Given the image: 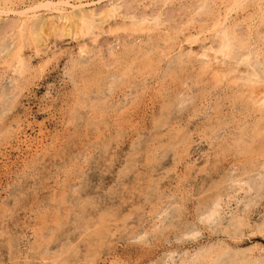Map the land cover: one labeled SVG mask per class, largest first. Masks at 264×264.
I'll list each match as a JSON object with an SVG mask.
<instances>
[{"label":"rangeland","instance_id":"obj_1","mask_svg":"<svg viewBox=\"0 0 264 264\" xmlns=\"http://www.w3.org/2000/svg\"><path fill=\"white\" fill-rule=\"evenodd\" d=\"M114 1L119 21L136 25L146 18L155 29H132L128 22L123 29L112 18L83 37L85 56L71 37L65 43L51 37L49 48L39 51L25 41L13 52L9 39L17 19L10 10L45 0H0V9L7 11L0 16V264H175L184 253L205 247L209 259L226 249L227 255L245 251L264 258V233L258 231L264 221V185L234 193L222 181L229 168H236L233 175L257 165L264 158L258 144L264 139L247 151H242L243 141L220 145L245 120L247 105L237 98L236 85L213 78L220 63L202 70L199 54L210 42L216 44L211 26L218 17L262 59L264 0H128L135 9L127 0ZM201 1L210 4L211 13L196 6ZM49 16L56 22V13L44 8L37 13L39 20ZM98 19L94 16L95 25ZM256 169L242 178H257ZM215 193L223 199L219 225L198 217L200 205ZM235 217L245 220L237 234L231 226ZM227 226L230 232L224 231ZM186 230L198 233L187 237Z\"/></svg>","mask_w":264,"mask_h":264},{"label":"bare ground","instance_id":"obj_2","mask_svg":"<svg viewBox=\"0 0 264 264\" xmlns=\"http://www.w3.org/2000/svg\"><path fill=\"white\" fill-rule=\"evenodd\" d=\"M104 0H98V1H92V2H83L82 0H78V1H74V0H45V2L43 3H39L38 5H32L26 8H23L21 10H10L9 13H12V15H15L17 19L16 22L14 23L13 27V36L11 39L12 40L11 44L13 43V52L20 49L21 44L25 41H28L37 51L41 50L43 47L49 48L48 46V42L49 40L52 38H54L55 41L58 40L64 42L65 40L69 39L70 37L76 41L78 43V47H79V52L81 54L86 53V44L83 41V37H85L86 34L89 35V33H92L94 28L96 27H102V25L109 21L112 18H116L118 16V6L116 5V2L114 0L110 1L108 4H105L103 7L101 6L102 2ZM125 1V0H124ZM131 1V0H129ZM129 1L127 0V6L130 4ZM140 1V0H139ZM152 0H150L151 2ZM156 1V0H155ZM162 1V0H161ZM164 1V0H163ZM197 1V0H196ZM108 2V1H107ZM119 2V1H117ZM123 2V1H122ZM133 2V1H132ZM149 2V1H148ZM154 2V1H153ZM167 2V1H166ZM213 2V1H212ZM217 2V0H216ZM227 2V1H226ZM225 2V3H226ZM239 2V1H238ZM261 2V1H260ZM129 3V4H128ZM190 3V2H189ZM234 3H237V1H235ZM233 3V4H234ZM240 3V2H239ZM245 3V2H244ZM253 3H256L255 1ZM122 4V3H121ZM139 4V3H138ZM155 5V3H153ZM207 2L205 1H201V4L196 5L199 8L203 10H205L208 6H207ZM241 4V3H240ZM239 4V5H240ZM250 4V3H248ZM252 4V3H251ZM257 4V3H256ZM132 5H134L132 3ZM152 5V4H151ZM152 5V6H154ZM191 5V4H190ZM193 5V3H192ZM210 5V4H209ZM247 5V4H246ZM101 6V7H100ZM124 6V3H123ZM136 6V5H135ZM194 6V5H193ZM228 7V5H226ZM232 6V5H231ZM243 6V5H242ZM245 6V5H244ZM243 6V7H244ZM250 6V5H248ZM264 6V5H263ZM125 7V6H124ZM130 7V6H128ZM150 7V6H149ZM148 7V8H149ZM189 7V6H188ZM206 7V8H205ZM226 7V8H227ZM230 7V6H229ZM240 7V6H239ZM246 7V6H245ZM259 7V6H258ZM41 8H44L45 11H51L52 13H56L55 18L57 19L56 22L53 20L52 17H48L44 20H39V16L37 17V13L41 11ZM99 8V11L97 12V9ZM132 8V7H130ZM152 8V7H151ZM187 8V7H186ZM194 8V7H193ZM217 8V7H216ZM216 8L214 9V11L216 10ZM263 8V7H262ZM126 9V8H125ZM129 9V8H128ZM132 9H135L134 6ZM200 9V10H201ZM219 9V8H218ZM8 10V9H7ZM151 10V9H150ZM197 10V9H196ZM264 10V9H262ZM9 11V10H8ZM191 11V10H190ZM189 11V12H190ZM193 11V10H192ZM195 11V10H194ZM254 11V10H253ZM7 11L5 10H1L0 9V16L1 14H7ZM44 12V11H43ZM121 12V11H120ZM140 12V10H139ZM151 12V11H150ZM204 12L207 13H211L212 10L207 8ZM217 12V11H216ZM247 12V11H246ZM130 13V12H129ZM141 13V12H140ZM147 13V12H146ZM154 13V12H153ZM170 13V12H169ZM198 13V11H197ZM195 13V14H197ZM220 13V12H219ZM223 13V12H222ZM227 13V10H226ZM229 13V12H228ZM252 13V12H251ZM256 13V12H255ZM214 14V12H213ZM225 14V13H224ZM224 14L222 16H224ZM248 14V13H246ZM260 14V13H259ZM97 17L99 16V21L96 22L97 24L95 25L93 23V18L94 16ZM129 15V14H128ZM142 15V14H141ZM155 15V14H153ZM169 15V14H168ZM208 15V14H207ZM216 15V14H214ZM213 15V16H214ZM226 15V14H225ZM3 16V15H2ZM150 16V15H149ZM170 16V15H169ZM193 16V15H192ZM200 16V14H199ZM203 16V15H202ZM229 16V15H228ZM251 16V15H250ZM253 16V15H252ZM6 17V16H4ZM54 17V16H53ZM158 17V16H157ZM196 17V16H194ZM201 17V16H200ZM215 17V16H214ZM213 17V18H214ZM166 18H169L166 16ZM191 18V17H190ZM189 18V20H190ZM245 18V17H244ZM41 19V18H40ZM43 19V18H42ZM97 19V18H95ZM120 19V18H119ZM192 19V18H191ZM201 19V18H200ZM199 19V20H200ZM247 19V18H246ZM11 20V19H10ZM118 20V19H117ZM129 20V19H128ZM157 20V19H156ZM186 20V19H185ZM204 20V19H203ZM250 20H253V18H251ZM6 22L7 19L5 20ZM119 21V20H118ZM137 21V20H136ZM194 21V20H193ZM213 21V20H212ZM236 21V20H235ZM256 21V20H255ZM2 22V21H0ZM117 22V21H116ZM120 23L122 22V24L124 25L122 28L124 29L125 25H127L128 23H131V27L132 25L134 26V22H128L127 20H120ZM128 22V23H127ZM153 22V21H152ZM150 22L148 19L143 18L141 19L135 26H137L138 28L144 29V28H151L153 27V23ZM184 22V21H183ZM191 22V20H190ZM200 22V21H199ZM226 21L224 19L220 20L218 17L214 18V26L210 25L211 28L215 27L213 30L215 31L217 40H216V44L213 45L212 42H210V46L208 47H204L201 51L200 54V59H201V68L202 70H207L208 68H210L215 62H219L220 64L217 66H219L218 69H216L215 71H213V78L216 79V82H220V81H224L227 80L229 81V83L236 85L239 90L237 92V98H242L244 100V102H246L245 105H247L245 107V120L241 123L237 124V127H235L232 130H229L228 134L231 135L230 136H226L228 138H223L222 143L220 142V145H226L227 147L231 146L232 144H237V143H242V141L244 142L243 146H242V151H247L253 148V143H255L256 141H258L257 139L262 137V139H264V56L262 57V59H258L257 57V53L256 51L249 50L244 46V42L241 39L240 36H238V32L236 33L235 31H232L229 29V26L226 25L225 23ZM243 22V21H242ZM9 23V22H8ZM8 23H4V24H8ZM119 23V24H120ZM230 23V22H229ZM251 23V22H250ZM2 24V23H1ZM0 24V25H1ZM156 24V23H155ZM228 24V23H227ZM241 24V23H240ZM10 26V25H9ZM207 26V25H205ZM3 27V26H2ZM11 27V29H12ZM113 27V26H112ZM114 27L115 24H114ZM127 27V26H126ZM129 27V24H128ZM130 27V29H131ZM157 27V26H156ZM208 27V26H207ZM242 27V26H241ZM243 28V27H242ZM118 30V28L116 27L115 30ZM129 29V30H130ZM133 29V27H132ZM134 31L136 32V30L138 31L139 29H136L134 27ZM153 29H155L153 27ZM152 29V31H153ZM8 30V29H6ZM5 30V31H6ZM10 30V29H9ZM113 31V28L111 29ZM127 30V29H126ZM147 32L148 29H146ZM211 30V31H213ZM255 30V29H254ZM123 31V30H122ZM131 31V30H130ZM239 31V29H238ZM243 31V29H242ZM3 32V30H2ZM11 32V33H12ZM98 32V31H97ZM96 32V33H97ZM144 32V30H143ZM204 32V30H203ZM207 32V31H206ZM209 32V31H208ZM95 33V35H96ZM105 33V32H104ZM192 33V32H191ZM212 33V32H211ZM240 33V32H239ZM257 33V31H256ZM8 34V33H7ZM169 34V33H168ZM4 35V33L2 34ZM10 35V34H8ZM130 35V34H129ZM167 35V34H166ZM201 35V34H200ZM240 35H242L240 33ZM196 36V35H195ZM252 36V35H251ZM3 37V36H0ZM97 37V35H96ZM94 37V38H96ZM173 37V36H172ZM178 39V36H176ZM190 37V36H189ZM197 37V36H196ZM207 37V35L205 36ZM243 37V36H242ZM169 38V36L167 37ZM188 38V36L186 37ZM191 38V37H190ZM171 39V38H169ZM181 39V38H179ZM197 39V38H196ZM208 39V38H207ZM245 39V38H244ZM53 40V41H54ZM91 40H93V38H91ZM149 40V39H148ZM167 40V39H166ZM176 40V39H175ZM193 40V39H192ZM190 40V41H192ZM195 40V39H194ZM193 40V41H194ZM3 41V40H2ZM54 41V42H55ZM94 41V40H93ZM118 41V40H117ZM147 41V40H146ZM188 41V42H190ZM206 41V39H205ZM213 41V40H212ZM67 42V41H66ZM185 42V41H184ZM187 42V40H186ZM185 42V43H186ZM207 42V41H206ZM5 43V41L3 42ZM8 45V42H6ZM65 43V42H64ZM118 43V42H117ZM145 43V42H144ZM52 44V43H50ZM149 44V43H148ZM180 44V43H179ZM183 44V43H182ZM205 44V43H204ZM203 44V45H204ZM0 45H2V43H0ZM6 45V44H3ZM10 45V44H9ZM8 45V46H9ZM54 45V43L52 44ZM93 45V44H92ZM136 45V44H135ZM134 45V46H135ZM147 45V44H146ZM192 45V43H191ZM202 45V44H201ZM11 46V45H10ZM124 46V44H123ZM140 46V45H139ZM144 46V45H143ZM142 46V47H143ZM172 46V45H171ZM206 46V45H204ZM4 47V46H3ZM28 47V46H27ZM115 47V46H114ZM137 47V45H136ZM135 47V48H136ZM1 48V47H0ZM33 48V50H34ZM54 48V47H53ZM145 48V47H144ZM181 48V47H180ZM185 48V47H184ZM191 48V47H190ZM3 49V48H2ZM0 49V50H2ZM7 49V48H6ZM9 49V48H8ZM108 49V48H107ZM111 49V48H110ZM141 49V48H140ZM147 49V48H146ZM179 49V48H178ZM186 49V48H185ZM261 49V48H260ZM259 49V50H260ZM11 50V52H12ZM21 50V49H20ZM19 50V51H20ZM45 50V49H44ZM118 50V49H117ZM148 50V49H147ZM190 50V49H189ZM188 50V51H189ZM262 50V49H261ZM5 51V50H3ZM7 51V50H6ZM35 51V50H34ZM109 51V50H108ZM112 51V50H111ZM187 51V50H186ZM187 51V52H188ZM200 51V50H198ZM22 52V51H21ZM93 54L94 51L92 50ZM91 52V53H92ZM96 52V51H95ZM192 52V51H191ZM7 53H9L7 51ZM79 53V54H80ZM125 53V52H124ZM181 53L183 54V52L181 51ZM180 53V55H182ZM185 53V50H184ZM259 53V52H258ZM38 53H35V55H37ZM92 54V55H93ZM165 54V53H164ZM176 53H174L175 55ZM179 54V53H177ZM186 54V53H185ZM183 54V56L185 55ZM260 54V53H259ZM8 55V54H7ZM10 55V53H9ZM16 55V54H15ZM85 55V54H84ZM132 55V54H131ZM5 56L2 54V57ZM17 56V55H16ZM82 56V55H81ZM86 56V55H85ZM167 56V55H166ZM183 56H181L183 58ZM1 57V56H0ZM9 57V56H8ZM79 57V56H78ZM77 57V58H78ZM115 57V56H114ZM127 57H130L129 55ZM133 57V56H132ZM174 57V56H173ZM180 57V58H181ZM162 58V57H161ZM168 58V57H167ZM178 58V57H177ZM185 58V57H184ZM197 58V57H196ZM26 59V58H25ZM81 59V57H80ZM85 59V58H84ZM119 59V58H118ZM163 59V58H162ZM165 59V58H164ZM178 60V59H177ZM180 60V59H179ZM184 60V59H183ZM27 61V59H26ZM73 61V60H72ZM77 61V60H76ZM162 61V60H161ZM188 60H186L187 62ZM195 61V60H194ZM197 61V60H196ZM233 61V62H232ZM79 62V61H78ZM77 62V63H78ZM160 62V61H159ZM166 62V61H165ZM182 62V61H181ZM25 63V62H24ZM71 63V62H70ZM80 63V62H79ZM175 63V62H174ZM189 63V62H188ZM195 63V62H194ZM81 64V63H80ZM181 64V63H180ZM179 64V65H180ZM184 64V63H183ZM226 64V65H225ZM19 65V64H18ZM186 65V64H185ZM175 66V65H174ZM178 66V65H177ZM181 66V67H180ZM178 67L182 68L183 65H180ZM225 66V67H224ZM240 66H243L244 69H240ZM168 67V66H167ZM177 67V68H178ZM187 67V66H186ZM176 68V67H175ZM170 69V68H169ZM198 69V68H197ZM22 71V69H20ZM211 70V69H210ZM111 71V70H110ZM16 72V70H15ZM18 72V71H17ZM166 72V71H165ZM109 72H107L106 74H108ZM167 73V72H166ZM165 74V73H164ZM110 75V74H109ZM115 75V74H114ZM212 75V74H211ZM117 76V75H116ZM113 77V75H112ZM111 77V78H112ZM12 78V77H11ZM17 78V77H16ZM121 78L120 76L118 77V79ZM19 80V78H17ZM108 79V78H107ZM123 79V78H122ZM111 80V79H109ZM15 81V80H14ZM112 81V80H111ZM120 81V80H119ZM226 81V82H227ZM103 82V81H102ZM105 82V81H104ZM118 82V81H117ZM12 83V81H11ZM115 83V82H114ZM119 83V82H118ZM101 84V83H100ZM108 84V83H107ZM116 84V83H115ZM115 84H113L112 86H115ZM219 84V83H218ZM226 84V83H225ZM136 85V84H135ZM138 85V84H137ZM217 85V84H216ZM224 85V83H223ZM222 85V86H223ZM233 85V86H234ZM111 86V88H112ZM215 86V85H214ZM219 86V85H218ZM225 86V85H224ZM107 87V86H105ZM232 87V86H231ZM235 87V86H234ZM2 88V86H1ZM136 88V87H135ZM223 88V87H222ZM233 88V87H232ZM5 89V88H4ZM103 89V87H102ZM105 89V88H104ZM110 89V88H109ZM183 89V88H181ZM180 89V90H181ZM107 90V89H106ZM129 90V89H128ZM222 90V89H221ZM236 90V89H235ZM8 91V90H7ZM108 91V90H107ZM127 91V90H126ZM134 91V90H133ZM140 91V90H139ZM237 91V90H236ZM249 92L248 95H244L246 92ZM109 92V91H108ZM108 92H101V93H108ZM181 92V91H180ZM5 93V92H4ZM12 93H15L14 91ZM17 93V91H16ZM111 93V91H110ZM109 93V95H110ZM179 93V92H178ZM183 92H181L182 94ZM103 94V95H104ZM129 94V93H128ZM132 94V93H130ZM180 94V93H179ZM188 94V93H187ZM8 94H6L7 96ZM13 97V94H11ZM102 95V96H103ZM108 95V94H107ZM226 95V94H225ZM94 96V95H93ZM175 96V95H173ZM177 96V95H176ZM245 96V97H243ZM16 97V95L14 96ZM96 97V96H95ZM101 97V96H100ZM133 97V96H132ZM171 97V95H170ZM179 97V96H178ZM177 97V98H178ZM9 98V97H8ZM7 98V99H8ZM91 98V97H90ZM98 98V97H97ZM131 98V97H130ZM169 96L167 97L166 95V99H168ZM181 98H183L181 96ZM179 98V99H181ZM224 97H222L223 99ZM235 98V97H234ZM236 98V100H237ZM106 99V98H105ZM127 99V98H126ZM132 99V98H131ZM172 99V98H170ZM240 99V100H242ZM99 100V99H98ZM122 99H120L121 101ZM176 100V99H173ZM186 99H182L180 100V102L178 104H183V102H185ZM190 100V99H189ZM192 100V99H191ZM195 100V99H194ZM235 100V101H236ZM242 100V101H243ZM4 101V100H3ZM6 101V100H5ZM95 101V100H94ZM106 101V100H105ZM111 101V100H110ZM8 102V100H7ZM101 102V101H100ZM107 102V101H106ZM114 102V100H113ZM128 102V101H127ZM168 102V101H167ZM188 102V101H187ZM9 103V102H8ZM97 103V102H96ZM120 103V102H119ZM129 103V102H128ZM164 103V102H163ZM196 103V102H195ZM237 103V102H236ZM3 104V102H2ZM1 104V105H2ZM104 104V103H103ZM124 104V102H123ZM165 104V103H164ZM170 104V103H169ZM176 104V103H175ZM176 104V105H178ZM238 104V103H237ZM8 105V104H6ZM5 105V107H6ZM194 105V104H193ZM210 105V104H209ZM125 106V104H124ZM168 105H166L167 107ZM112 107V106H111ZM165 107V106H164ZM178 107V106H177ZM185 107V106H184ZM103 108V105H102ZM122 108V107H120ZM168 108V107H167ZM181 108V107H180ZM188 108V107H187ZM243 108V107H242ZM3 109V108H2ZM6 109V108H5ZM117 109V108H116ZM173 109V107H172ZM177 109V108H176ZM183 109V107H182ZM209 109V108H208ZM119 110V109H118ZM169 110V109H168ZM188 110V109H187ZM198 110V109H197ZM179 111V110H178ZM181 111V110H180ZM218 111V110H217ZM168 112V111H167ZM166 112V113H167ZM172 112V111H171ZM175 112V111H174ZM207 112V110H206ZM205 112V113H206ZM165 113V114H166ZM204 113V114H205ZM258 113V114H257ZM242 114V113H241ZM170 115V114H169ZM181 115V114H180ZM231 115V114H230ZM233 115V114H232ZM231 115V116H232ZM167 116V115H166ZM165 116V117H166ZM171 116V115H170ZM234 116V115H233ZM232 116V117H233ZM252 117L251 120H248L247 117ZM182 117V115H181ZM185 117V116H184ZM236 117V116H235ZM167 118V117H166ZM180 119V117H178ZM174 119V118H173ZM172 119V120H173ZM183 119V118H182ZM182 119H180V121H182ZM187 119V118H185ZM190 120V119H189ZM175 121V119H174ZM179 121V122H180ZM185 121V120H184ZM214 121V120H213ZM223 121V120H222ZM172 122V121H171ZM178 122V123H179ZM188 122V120H187ZM185 123V122H184ZM212 123V122H211ZM180 124V123H179ZM214 124V123H213ZM186 124H184L185 126ZM189 126V125H188ZM221 126V125H220ZM183 128V127H182ZM218 129V128H217ZM184 130V129H183ZM183 130H181L180 134L183 133ZM178 131V130H177ZM217 131V130H216ZM219 132V131H218ZM186 133V131H185ZM224 133V132H223ZM215 134V133H214ZM186 135V134H185ZM183 134L184 137L185 136ZM180 136V135H179ZM219 137V136H217ZM188 138V136H187ZM183 141V140H182ZM187 141V140H186ZM178 142V141H177ZM180 142V141H179ZM260 142V141H259ZM239 143V144H240ZM257 143V142H256ZM260 145V152L259 154L261 156H264V144L258 143ZM141 145V144H140ZM174 145V144H173ZM175 147V146H174ZM138 149V148H137ZM106 150V149H105ZM192 150V149H191ZM104 151V150H103ZM189 152V150L187 151ZM103 153V152H102ZM107 154V153H106ZM105 152L103 155H106ZM101 155V154H100ZM102 155V156H103ZM139 155V154H138ZM99 156V155H98ZM98 158V157H97ZM96 158V159H97ZM99 160V159H98ZM105 160V159H104ZM103 163V162H102ZM157 165V164H156ZM196 165V164H195ZM257 167V174L256 177L257 178H252V176H248L247 179L242 178V175L246 174H251L253 169ZM253 168L251 167H245L243 168V172H240L239 174H235L234 170L236 168H229L228 172L222 177V181L224 183H226L228 185V187L234 192L236 193L237 191L239 192L240 190H243V192H248V191H252L254 192L255 189L260 188L262 186V184L264 185V158L259 161L257 163V165H255ZM98 168V166H97ZM225 168V167H224ZM137 169V168H136ZM240 169V168H239ZM232 170L234 171L233 175L230 174V172H232ZM161 171V169H160ZM221 172V171H220ZM251 172V173H250ZM254 174V173H253ZM87 178V177H86ZM221 178V177H219ZM252 178V180L250 179ZM86 180V179H85ZM221 179H219L220 181ZM222 182V183H223ZM88 183V182H87ZM82 184V183H81ZM86 184V183H85ZM225 186V185H224ZM223 186V187H224ZM75 186H73L74 188ZM77 187V186H76ZM220 187V186H219ZM222 187V186H221ZM222 187V188H223ZM226 187V186H225ZM264 187V186H263ZM76 189V188H75ZM221 189V188H220ZM73 190V189H72ZM219 190V189H218ZM217 190V191H218ZM226 190V189H225ZM74 191V190H73ZM76 193L78 191H75ZM74 192V193H75ZM224 192V191H223ZM261 192V190H260ZM72 193V192H71ZM218 193V192H217ZM215 193V194H217ZM176 194V193H175ZM259 194V191H258ZM172 195V194H171ZM213 195V194H212ZM233 195V194H232ZM245 195V194H244ZM247 195V194H246ZM254 195V194H253ZM73 196V195H71ZM177 196V195H176ZM227 196L230 197L229 192L227 193ZM226 196V198H227ZM251 196V195H250ZM169 197V196H168ZM74 198V197H72ZM241 198V197H240ZM239 198V199H240ZM243 198V197H242ZM257 198V197H256ZM70 199V198H69ZM168 199V198H166ZM238 199V198H237ZM255 200V199H254ZM72 201V200H71ZM180 202V201H178ZM252 202V200H251ZM164 203V202H163ZM244 203V202H242ZM178 204V203H177ZM222 204H223V199H222V194H217L212 196V199L208 202H205L203 204L200 205L199 207V212H198V217L200 221L203 222H207V223H216L217 225H219V223H221L222 220ZM250 204V203H249ZM171 205V204H170ZM168 205V206H170ZM172 206V205H171ZM180 206V205H179ZM232 206V205H231ZM247 206V205H246ZM244 206V207H246ZM233 207V206H232ZM167 208V207H166ZM82 209V208H81ZM168 209V208H167ZM224 209V208H223ZM158 211V210H157ZM163 211V210H162ZM167 211V210H166ZM165 211V212H166ZM170 212V211H169ZM180 213V212H178ZM153 214V212H152ZM151 214V215H152ZM197 214V213H196ZM228 214V213H227ZM231 214V213H230ZM160 215H158L159 217ZM230 216V215H229ZM263 217V216H262ZM147 218V217H146ZM145 218V219H146ZM175 218V217H174ZM197 218V217H196ZM224 218V217H223ZM229 218V217H228ZM137 219V218H136ZM154 219V218H153ZM158 219V218H156ZM155 219V220H156ZM172 219V218H171ZM138 220V219H137ZM142 220V219H141ZM243 218H239V217H235L232 219L231 221V226H234L233 228H235L233 231L236 232L235 234H237L240 230L241 227L244 225L243 222ZM264 220V219H263ZM262 220V221H263ZM144 221V220H143ZM169 221V220H168ZM224 221V220H223ZM245 221V220H244ZM138 222V221H137ZM225 222V221H224ZM223 222V223H224ZM260 222V221H259ZM259 222H257V224H259ZM142 223V222H141ZM162 223V222H161ZM201 223V222H200ZM228 223V222H227ZM226 223V224H227ZM247 223V222H246ZM137 224V223H136ZM143 224V223H142ZM155 224V223H154ZM158 224V223H157ZM230 224V223H229ZM147 225V224H146ZM168 225V224H167ZM188 225V223H187ZM198 225V224H197ZM144 226V225H142ZM151 226V225H150ZM155 226V225H154ZM195 226V225H193ZM211 226V225H210ZM225 226V225H224ZM251 226V225H249ZM137 227V226H136ZM161 227V226H160ZM159 227V228H160ZM165 227V226H164ZM162 227V228H164ZM209 227V226H207ZM222 227V226H221ZM220 227V228H221ZM230 226L225 227L224 231L230 232L229 230ZM245 227V226H243ZM255 227V226H254ZM147 228V227H146ZM158 228V227H157ZM195 228V227H194ZM223 228V227H222ZM228 228V230H227ZM256 228V227H255ZM143 229V228H142ZM188 229V228H187ZM191 229V228H189ZM247 229V228H246ZM138 230V229H137ZM155 230V229H154ZM217 230V228H216ZM236 230V231H235ZM141 231V230H140ZM160 231V230H159ZM187 231V230H186ZM223 231V229H222ZM223 231V232H224ZM255 231V230H254ZM258 231L264 233V221L258 225ZM157 232V231H156ZM200 232V231H199ZM243 232V231H242ZM260 232V233H261ZM138 233V232H137ZM141 233V232H140ZM198 233L197 230H189L187 232H184L183 235L190 237V236H196V234ZM218 233V232H217ZM233 233V232H232ZM231 233V234H232ZM241 233V232H240ZM111 234V233H110ZM146 234V233H145ZM144 234V235H145ZM162 234V233H161ZM230 234V233H229ZM139 235V234H138ZM143 235V236H144ZM156 235V234H154ZM234 235V234H233ZM245 235V234H244ZM128 236V235H127ZM132 236V235H131ZM235 236V235H234ZM233 236V237H234ZM240 236V235H239ZM140 237V235H139ZM178 237H180L178 235ZM109 238V237H108ZM177 238V237H176ZM200 238V237H199ZM236 238V236H235ZM131 239V238H130ZM149 239V238H148ZM133 240V239H131ZM180 241V240H179ZM194 241V240H193ZM197 241V238H196ZM137 242H139L137 240ZM184 242V241H183ZM189 242V241H188ZM192 242V241H191ZM212 245V244H211ZM202 246V245H201ZM243 247V246H242ZM241 247V248H242ZM197 249V248H196ZM177 250V249H176ZM182 250V249H181ZM186 250V249H184ZM235 250V249H234ZM264 250V249H263ZM33 251L34 248H33ZM179 251V250H178ZM166 252V251H165ZM229 252H231L229 249L226 250H221L220 252H218V254L213 258L209 259V255L207 254V249L205 247L204 248H200L198 250H196L194 253L189 254V253H184L180 258H178L179 260L175 263V264H225V259L229 260V261H234L237 260L238 264H264V258L263 257H253V256H249L246 254L245 251H235L230 255H227ZM249 252V251H248ZM178 253V252H177ZM36 254H38L36 252ZM49 254V252H48ZM47 254V255H48ZM163 254V253H162ZM161 254V255H162ZM179 254V253H178ZM259 254V253H258ZM257 254V255H258ZM172 255V254H171ZM174 255V254H173ZM181 255V254H180ZM170 256V254H169ZM175 256V255H174ZM226 256V258H225ZM262 256V255H261ZM264 256V254H263ZM27 257V256H26ZM40 257V256H39ZM171 257V256H170ZM173 257V256H172ZM168 258V256H167ZM175 258V257H174ZM29 260V258H27ZM44 259V258H43ZM164 259V257H163ZM172 259V258H171ZM159 260V259H158ZM157 260V261H158ZM168 260V259H167ZM27 261V260H26ZM161 261V260H159ZM165 261V260H164ZM170 261V260H169ZM29 262V261H27ZM32 262V261H30ZM168 262V261H166ZM25 264V263H24ZM35 264V263H34ZM163 264V263H161ZM167 264V263H166ZM172 264V263H171Z\"/></svg>","mask_w":264,"mask_h":264}]
</instances>
